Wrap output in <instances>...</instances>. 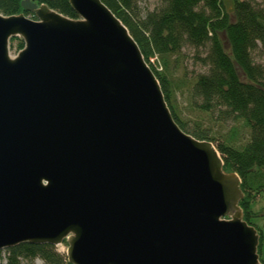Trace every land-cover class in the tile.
<instances>
[{"label":"water","instance_id":"95a60500","mask_svg":"<svg viewBox=\"0 0 264 264\" xmlns=\"http://www.w3.org/2000/svg\"><path fill=\"white\" fill-rule=\"evenodd\" d=\"M69 2L78 19L0 13V264L65 241L70 264H263L238 173L178 125L110 8Z\"/></svg>","mask_w":264,"mask_h":264},{"label":"trees","instance_id":"16d2710c","mask_svg":"<svg viewBox=\"0 0 264 264\" xmlns=\"http://www.w3.org/2000/svg\"><path fill=\"white\" fill-rule=\"evenodd\" d=\"M23 1L0 0V13H24L36 19L23 9ZM31 1L79 18L69 0ZM102 1L138 43L178 125L193 137L212 142L222 156L225 171L240 176L245 194L240 206L244 219L258 230L259 255L264 264V200L262 207L256 208L259 199H264V5L232 0L230 10L224 0H161L155 8L143 6L149 0ZM15 40H19L17 49L22 50L24 40ZM186 49L207 68L194 78L191 92L195 110L208 115L211 123H233L223 143L202 118L194 121L191 131L181 117L169 73ZM38 259L46 264H70L66 253L48 244L25 243L1 252L6 264H33Z\"/></svg>","mask_w":264,"mask_h":264},{"label":"rangeland","instance_id":"374dc122","mask_svg":"<svg viewBox=\"0 0 264 264\" xmlns=\"http://www.w3.org/2000/svg\"><path fill=\"white\" fill-rule=\"evenodd\" d=\"M226 3V6L228 9H232L233 4L232 0H224ZM254 2H257L261 5H264V0H252ZM161 2V0H149L148 3L144 2L143 6L149 5L151 8H155L158 6V4ZM31 18V17H29ZM16 38V37H15ZM13 38L11 40V54L12 56H16L19 52L17 49V44L19 40H15ZM21 38V37H17ZM260 60V58H259ZM207 71V68L199 63L197 60H195L193 51L186 49L185 55L183 58H180V63L176 68H172L170 74V79L173 83V89L176 93V103L178 105L179 110L182 112L181 117L182 119L187 122V127L189 130H194V121L198 120L199 118H202L205 122L206 126H213L214 131L218 132L216 134V137L218 138L219 143H223L224 139L223 136L226 135L231 127L233 126V123H224V122H218L216 123L213 121L212 123L209 121V116L206 114H200L198 111L195 110V106L192 99V86L194 83V78L197 76V74L201 72ZM263 198H260L256 208L259 209L263 205ZM68 243L65 241L62 245L58 246V250L61 253H66L68 250ZM3 257H6V254L3 253ZM1 264H6V261L4 260ZM28 264V263H24ZM33 264H46L43 260L38 259Z\"/></svg>","mask_w":264,"mask_h":264}]
</instances>
